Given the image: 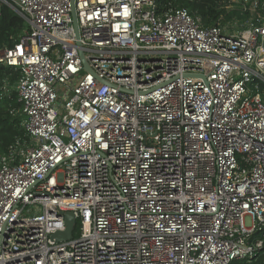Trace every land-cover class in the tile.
Wrapping results in <instances>:
<instances>
[{
  "label": "built area",
  "instance_id": "obj_1",
  "mask_svg": "<svg viewBox=\"0 0 264 264\" xmlns=\"http://www.w3.org/2000/svg\"><path fill=\"white\" fill-rule=\"evenodd\" d=\"M2 7L28 30L0 50V65L19 71L23 129L0 156V264L255 263L262 18L203 28L184 9L159 13L157 0ZM64 213L73 237L55 242Z\"/></svg>",
  "mask_w": 264,
  "mask_h": 264
},
{
  "label": "trees",
  "instance_id": "obj_2",
  "mask_svg": "<svg viewBox=\"0 0 264 264\" xmlns=\"http://www.w3.org/2000/svg\"><path fill=\"white\" fill-rule=\"evenodd\" d=\"M243 1L245 0H240ZM246 1L249 6L256 2L253 13L240 8L228 9L229 5L234 4L232 0H157V9L159 13L167 11L170 7L184 9L192 18L197 19L203 28L226 25L228 22L242 24L247 19L258 17L264 22V0ZM27 30L25 21L11 9H0V50L13 47ZM18 78V70L0 65V86L4 80L9 85V91L0 95V156L5 154L17 139L23 138L21 105L14 91ZM256 236L259 234H254L253 238ZM255 255L256 262L253 264H264V247ZM232 264H242V261H234Z\"/></svg>",
  "mask_w": 264,
  "mask_h": 264
},
{
  "label": "water",
  "instance_id": "obj_3",
  "mask_svg": "<svg viewBox=\"0 0 264 264\" xmlns=\"http://www.w3.org/2000/svg\"><path fill=\"white\" fill-rule=\"evenodd\" d=\"M72 18H73V25L75 30L77 31V25H76V18H75V13L74 9L72 8L71 12ZM82 58V55H81ZM82 64L84 66V69L86 71L88 70V66L84 62L82 58ZM64 224H65V229L62 232H57L54 235L51 236V239H53L55 242H63V241H68L71 240L73 237V230L76 224L75 217L71 213H64Z\"/></svg>",
  "mask_w": 264,
  "mask_h": 264
},
{
  "label": "rangeland",
  "instance_id": "obj_4",
  "mask_svg": "<svg viewBox=\"0 0 264 264\" xmlns=\"http://www.w3.org/2000/svg\"><path fill=\"white\" fill-rule=\"evenodd\" d=\"M232 2L234 4L229 5L228 9L234 10V9H239L240 8L243 11L247 10L249 13H253V7L251 5L249 6V5L246 4V2H248V1L245 0L243 2H240V0H232ZM248 20H250V19L245 20L242 24H236V23L228 22L227 25H229L230 27L232 26L233 29L234 28L236 29L237 26L239 28L243 27L245 22L248 21ZM246 223H248V220H246Z\"/></svg>",
  "mask_w": 264,
  "mask_h": 264
}]
</instances>
